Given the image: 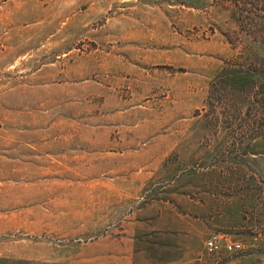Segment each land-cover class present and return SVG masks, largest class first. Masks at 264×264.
<instances>
[{
    "label": "rangeland",
    "instance_id": "374dc122",
    "mask_svg": "<svg viewBox=\"0 0 264 264\" xmlns=\"http://www.w3.org/2000/svg\"><path fill=\"white\" fill-rule=\"evenodd\" d=\"M0 264H264V0H0Z\"/></svg>",
    "mask_w": 264,
    "mask_h": 264
},
{
    "label": "built area",
    "instance_id": "2783aa9c",
    "mask_svg": "<svg viewBox=\"0 0 264 264\" xmlns=\"http://www.w3.org/2000/svg\"><path fill=\"white\" fill-rule=\"evenodd\" d=\"M243 248V245L238 241H233L226 238L224 235L219 233L210 234L205 240L204 249L208 253H218L224 250L227 253H236Z\"/></svg>",
    "mask_w": 264,
    "mask_h": 264
}]
</instances>
